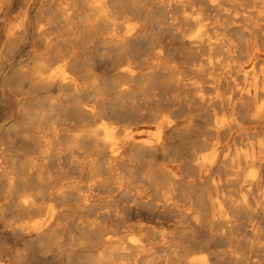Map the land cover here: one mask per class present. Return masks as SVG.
<instances>
[{"label": "clouds", "instance_id": "obj_1", "mask_svg": "<svg viewBox=\"0 0 264 264\" xmlns=\"http://www.w3.org/2000/svg\"><path fill=\"white\" fill-rule=\"evenodd\" d=\"M0 264H264V0H0Z\"/></svg>", "mask_w": 264, "mask_h": 264}]
</instances>
